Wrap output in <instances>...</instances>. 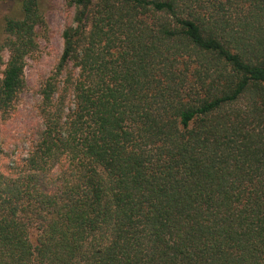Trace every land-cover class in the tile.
Returning a JSON list of instances; mask_svg holds the SVG:
<instances>
[{
	"label": "trees",
	"instance_id": "trees-1",
	"mask_svg": "<svg viewBox=\"0 0 264 264\" xmlns=\"http://www.w3.org/2000/svg\"><path fill=\"white\" fill-rule=\"evenodd\" d=\"M15 1L3 121L45 23ZM68 5L30 142L0 135V264H264V0Z\"/></svg>",
	"mask_w": 264,
	"mask_h": 264
},
{
	"label": "rangeland",
	"instance_id": "rangeland-1",
	"mask_svg": "<svg viewBox=\"0 0 264 264\" xmlns=\"http://www.w3.org/2000/svg\"><path fill=\"white\" fill-rule=\"evenodd\" d=\"M39 4L45 23L36 27L37 49L26 58L25 88L5 121L0 118V135L7 136L16 154L25 150L31 140V131L39 122L40 87L53 72L54 63L62 49V30L72 15L68 0H39ZM6 16H20L18 2L0 1V43L5 37L3 26ZM2 55L6 59L7 51L3 50Z\"/></svg>",
	"mask_w": 264,
	"mask_h": 264
}]
</instances>
